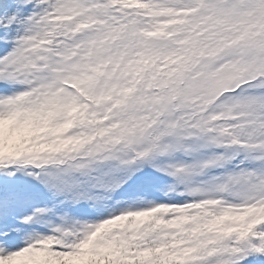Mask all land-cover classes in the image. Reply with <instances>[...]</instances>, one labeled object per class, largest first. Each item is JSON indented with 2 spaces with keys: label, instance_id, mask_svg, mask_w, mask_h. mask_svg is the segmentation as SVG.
I'll list each match as a JSON object with an SVG mask.
<instances>
[{
  "label": "snow or ice",
  "instance_id": "obj_1",
  "mask_svg": "<svg viewBox=\"0 0 264 264\" xmlns=\"http://www.w3.org/2000/svg\"><path fill=\"white\" fill-rule=\"evenodd\" d=\"M0 264H264V0H0Z\"/></svg>",
  "mask_w": 264,
  "mask_h": 264
}]
</instances>
